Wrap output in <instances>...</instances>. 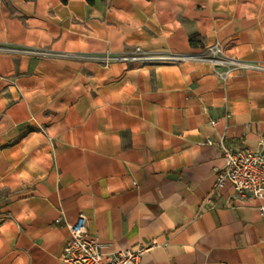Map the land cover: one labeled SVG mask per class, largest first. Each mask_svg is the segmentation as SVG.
Instances as JSON below:
<instances>
[{
	"label": "crops",
	"instance_id": "obj_1",
	"mask_svg": "<svg viewBox=\"0 0 264 264\" xmlns=\"http://www.w3.org/2000/svg\"><path fill=\"white\" fill-rule=\"evenodd\" d=\"M215 42L264 64V0H0L6 47ZM222 70L0 51V264H67L65 223L80 213L105 254L155 241L140 264H264V199L214 190L223 158L205 143L264 153V71Z\"/></svg>",
	"mask_w": 264,
	"mask_h": 264
},
{
	"label": "built area",
	"instance_id": "obj_2",
	"mask_svg": "<svg viewBox=\"0 0 264 264\" xmlns=\"http://www.w3.org/2000/svg\"><path fill=\"white\" fill-rule=\"evenodd\" d=\"M0 51H21L31 55L42 56H66L91 60L109 65L113 62L134 63L138 65L148 64H172L182 61L208 62L213 67L221 66L223 70L215 73L225 80L230 72L235 69L261 70L264 64L251 62L231 57L225 54L224 49L215 42L203 47L194 53H179L173 51H150L135 46L131 50L122 52H100L86 54L54 53L43 49L6 47L0 45ZM211 123H215L211 121ZM205 143L215 145L223 158V166L215 171L214 190L225 183L231 185L236 197L252 196L256 199H264V153L252 150L248 147L230 146L225 139L214 141L206 139ZM208 201H205L199 210L202 211ZM259 210L264 213V206L259 205ZM55 222H60L57 218ZM69 235L63 247L62 261L67 264H140V256L147 249L153 247L155 241H149L134 249H120L113 253L105 254L101 251V243L86 231V217L78 214L75 221L65 223Z\"/></svg>",
	"mask_w": 264,
	"mask_h": 264
},
{
	"label": "rangeland",
	"instance_id": "obj_3",
	"mask_svg": "<svg viewBox=\"0 0 264 264\" xmlns=\"http://www.w3.org/2000/svg\"><path fill=\"white\" fill-rule=\"evenodd\" d=\"M43 50H48V49H43ZM50 51V50H48ZM54 52V51H51ZM54 53H67V52H54ZM71 54H78V53H71ZM37 56H42V55H37ZM54 56H58V57H66V56H60V55H54Z\"/></svg>",
	"mask_w": 264,
	"mask_h": 264
}]
</instances>
